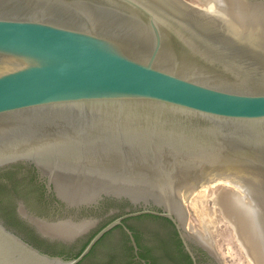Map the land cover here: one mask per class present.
<instances>
[{
  "label": "water",
  "instance_id": "water-1",
  "mask_svg": "<svg viewBox=\"0 0 264 264\" xmlns=\"http://www.w3.org/2000/svg\"><path fill=\"white\" fill-rule=\"evenodd\" d=\"M211 6L234 20L186 0H0V169H36L79 222L60 220L28 169L0 172V264H78L118 225L137 252L122 220L140 215L169 220L193 264L191 239L225 264L208 227L186 222L192 194L218 181L217 213L264 264V0ZM123 202L126 213L69 260L26 242L10 212L72 241ZM131 224L173 235L162 219ZM105 244L129 262L119 232ZM111 250L99 246L86 264Z\"/></svg>",
  "mask_w": 264,
  "mask_h": 264
},
{
  "label": "flooded vegetation",
  "instance_id": "flooded-vegetation-1",
  "mask_svg": "<svg viewBox=\"0 0 264 264\" xmlns=\"http://www.w3.org/2000/svg\"><path fill=\"white\" fill-rule=\"evenodd\" d=\"M22 167L28 169L32 173L33 180L31 181V184L34 188L38 189L42 199L44 200V203L49 202L51 207L60 211L61 213L60 217H62L60 218V220H66V221L71 220L72 222H75L76 220L74 219V214L77 212H74L72 210H67L65 208V205L56 198L55 193L52 190L48 189L46 179L41 177L39 173L36 171V169L30 166L24 165V164H16L10 167H6L4 169H0V172L14 171ZM118 203L119 202H117V204ZM100 204H102V201L98 205ZM124 204L126 207L122 206L119 210L116 209V210H113L112 212L111 211L108 212L107 217L103 221L98 223L94 229H92L87 234L85 233V230H84L78 237H76L72 241L65 240L62 237L44 236L42 234L43 232H41L35 225L30 223L28 218H23L25 214H22L23 216L22 217L20 214L21 212L15 209V207H12L10 209L11 210L10 212L14 220L20 223L23 226V229L29 235V237H25L24 235L16 232L20 237H22L26 242H28L35 248L39 249L40 251L46 254H49V255L53 254L54 256H57L59 252H63V254H70L71 252L69 253L65 252L66 246L71 245L75 242H80L81 243L80 246H81L89 238L91 240L94 237V235L98 231H100L104 226H106L113 220L124 215L126 213V210L129 209L128 204L127 203H124ZM97 207L98 206L96 205V206L89 207V208H82L80 211H78V214H85L87 211L90 212L92 209L94 210ZM140 216H144L142 218H154V219L164 220L171 227V230L173 231V235H171L170 233L166 231H161L159 229H149L147 226L134 227L131 223L135 220H140L141 219L139 218ZM140 216L122 220V225L125 226L132 233L133 238H134V234H136L139 238V244H137L134 238L136 246H137V252L134 251L130 243V240L126 232L123 230L122 226L118 225V226L113 227L107 233H105L95 243V245L90 250V252H92L91 255H89V257L83 262V264H86L87 260L90 258V256H92V254L95 252V250L99 246H106L110 250L112 247H115L113 244H107V245L105 244L106 238L115 231L119 232L121 236H123V238L124 236H126V238L128 239V241H126V244H128L129 248H131L130 250L131 258L128 259L129 262L128 261L124 262V260L121 257L120 252H117L116 250L115 251L111 250V252L114 254H111V252L110 253L108 252V255H107L108 261L104 264H123V263L124 264H193V260L191 259L190 255L187 253L181 240L179 239V236L177 234V231L174 225L169 220L165 218H161V217L152 216V215H140ZM51 223H55V222H51ZM75 223H79V222H75ZM81 237H86V239L81 240ZM188 244L194 256L195 264H221L217 260V255L211 254L210 253L211 251L208 248H205L204 246L200 245L195 240L191 239L190 241H188ZM45 250L49 251V253ZM76 251H73V252H76ZM90 252L88 254H90ZM141 254H143L144 256L142 257ZM58 257H61V256H58ZM94 264H101V263H99L98 261Z\"/></svg>",
  "mask_w": 264,
  "mask_h": 264
},
{
  "label": "rangeland",
  "instance_id": "rangeland-1",
  "mask_svg": "<svg viewBox=\"0 0 264 264\" xmlns=\"http://www.w3.org/2000/svg\"><path fill=\"white\" fill-rule=\"evenodd\" d=\"M186 1L199 8H202V6L198 3V0ZM222 189L223 185L221 184L220 186H217L214 190H207L206 198L202 203L200 202L199 209L202 208V216L197 214L198 212H196V207L193 204V199L196 197L195 194H197V192L193 195L194 197L191 196L186 204V222L199 226H203L205 224V227H208L217 246L221 251L225 264H252L247 253H245V248L242 246V244L234 242L228 225L221 219V217L216 211V207L214 206L215 204L213 202L215 199L214 194L221 192ZM200 219H202V221H200Z\"/></svg>",
  "mask_w": 264,
  "mask_h": 264
},
{
  "label": "bare ground",
  "instance_id": "bare-ground-1",
  "mask_svg": "<svg viewBox=\"0 0 264 264\" xmlns=\"http://www.w3.org/2000/svg\"><path fill=\"white\" fill-rule=\"evenodd\" d=\"M212 1L213 0H205V4L207 5V7L205 9L202 8V10H205L208 13L216 14V20H225V19H232V20H234V17H233V14H232V11L231 10L225 9L223 7H220V6H211V7H209L210 6V3ZM221 184L223 186H226L225 181L224 182L223 181L213 182L211 184H207V185L203 186V188L201 190H198L197 191V194L194 193L196 195V197L193 199V202H194L193 204L196 207L195 210H197L196 211V212H198L197 214H199L200 216H202V214H201L202 213V211H201L202 208L199 209L200 208V202L202 203L204 201V199L206 198V192H207V190H209V189L210 190H214L217 186H220ZM182 187L185 188L186 186L185 185H182ZM222 191H223V189H222ZM194 194H192V196ZM214 197H215V195H214ZM213 202L215 204V199H214ZM201 207H202V205H201ZM200 221H202V219H200ZM203 224H204V222H203ZM203 226H205V224ZM242 246H243V244H242ZM245 253H247L246 250H245Z\"/></svg>",
  "mask_w": 264,
  "mask_h": 264
},
{
  "label": "trees",
  "instance_id": "trees-1",
  "mask_svg": "<svg viewBox=\"0 0 264 264\" xmlns=\"http://www.w3.org/2000/svg\"><path fill=\"white\" fill-rule=\"evenodd\" d=\"M1 189H2V185H0V191H1ZM142 217H144V216H140L139 218H142ZM147 217H149V216H147ZM134 238H135L137 244H139V238H138V236H137L136 234H134ZM124 239H125L126 241H128V239L126 238V236H124ZM89 240H90V238H89L84 244H82L76 252H71L70 254H63V252H59V254H57V256H61V257H63V258L66 259V260L76 258V257L82 252V250L85 248V246L87 245V243L89 242ZM138 246H139V245H138ZM129 249L131 250V248H129ZM45 251H47V250H45ZM92 251H93V250H92ZM47 252L49 253V251H47ZM91 253H92V252H90V254H88V255L84 258V260L81 261V262L78 263V264H83V262L89 257V255H91ZM50 254H52V253H50ZM52 255H53V254H52ZM62 255H64V256H62ZM53 256H54V255H53ZM141 256L143 257L144 255L141 254Z\"/></svg>",
  "mask_w": 264,
  "mask_h": 264
}]
</instances>
